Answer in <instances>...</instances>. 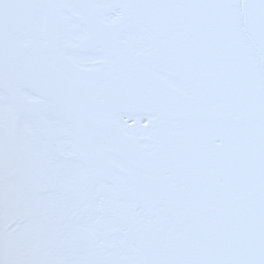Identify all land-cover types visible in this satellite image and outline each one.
<instances>
[{
  "label": "snow or ice",
  "instance_id": "snow-or-ice-1",
  "mask_svg": "<svg viewBox=\"0 0 264 264\" xmlns=\"http://www.w3.org/2000/svg\"><path fill=\"white\" fill-rule=\"evenodd\" d=\"M0 264H264V0H0Z\"/></svg>",
  "mask_w": 264,
  "mask_h": 264
}]
</instances>
